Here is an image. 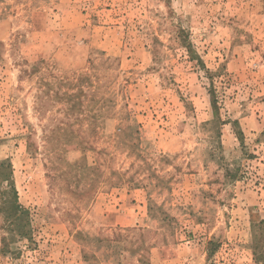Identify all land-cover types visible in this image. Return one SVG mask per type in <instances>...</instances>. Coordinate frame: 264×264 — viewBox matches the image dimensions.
Masks as SVG:
<instances>
[{
	"label": "rangeland",
	"instance_id": "obj_1",
	"mask_svg": "<svg viewBox=\"0 0 264 264\" xmlns=\"http://www.w3.org/2000/svg\"><path fill=\"white\" fill-rule=\"evenodd\" d=\"M5 161L31 240L0 215V264H256L264 0H0Z\"/></svg>",
	"mask_w": 264,
	"mask_h": 264
},
{
	"label": "trees",
	"instance_id": "obj_2",
	"mask_svg": "<svg viewBox=\"0 0 264 264\" xmlns=\"http://www.w3.org/2000/svg\"><path fill=\"white\" fill-rule=\"evenodd\" d=\"M176 38L179 46H181L190 61L195 62V65L203 71L205 77L210 83L209 95L210 105L213 111V120L210 124L217 130L219 134V128L226 122L221 121L219 117L218 102L212 86V78L215 75L207 69L201 60L200 56L195 53L193 46L188 38V33L178 28L176 32ZM152 52H158L156 46H153ZM74 94H69V99L74 98ZM233 128V133L241 146L244 145V135L240 129L238 121H228ZM220 146V144H219ZM12 167L9 162L0 163V184H5L3 189H0V215L2 217V230L5 232V236L2 237L1 251L7 252L10 249V244L20 241H30V228L28 210L19 204L17 198V192L12 180ZM238 177L237 170L226 169V178L231 181L236 180ZM213 241L208 242V255L211 256L213 249L211 248ZM249 248L252 253L253 261L256 264H264V219L251 220V240Z\"/></svg>",
	"mask_w": 264,
	"mask_h": 264
}]
</instances>
